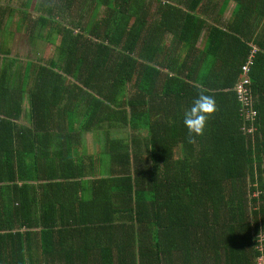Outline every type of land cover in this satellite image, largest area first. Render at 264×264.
Masks as SVG:
<instances>
[{"label": "trees", "instance_id": "16d2710c", "mask_svg": "<svg viewBox=\"0 0 264 264\" xmlns=\"http://www.w3.org/2000/svg\"><path fill=\"white\" fill-rule=\"evenodd\" d=\"M202 1L34 5L28 35L56 55L1 52L0 264H262L264 0H236L210 28L203 53L226 64L205 72L187 62ZM250 59L252 124L236 91ZM200 92L215 111L189 135Z\"/></svg>", "mask_w": 264, "mask_h": 264}, {"label": "rangeland", "instance_id": "374dc122", "mask_svg": "<svg viewBox=\"0 0 264 264\" xmlns=\"http://www.w3.org/2000/svg\"><path fill=\"white\" fill-rule=\"evenodd\" d=\"M25 2H31V5L33 6L30 9L29 14L26 15L27 17L23 20L24 13L20 10L25 9ZM37 2H39V0H0L1 7L5 9L6 7L9 9L11 8L12 10L11 18L10 14H8L2 26V31L0 32V62L1 52L7 47L11 49L8 58L14 60L17 58H20L22 61L36 58L47 59L56 55L54 50H52L53 46L51 44H47L44 41L37 40L35 37L28 35L29 32L27 31V25L31 19L36 18L35 15L39 12L34 8V5ZM36 5H38V3ZM101 11L100 15L103 13V9ZM19 21L22 23V26L17 33L15 31ZM140 132L144 133L145 131L142 130ZM86 137L88 149L90 151L97 149V147L93 145V137L90 135H86Z\"/></svg>", "mask_w": 264, "mask_h": 264}, {"label": "crops", "instance_id": "0c3cea01", "mask_svg": "<svg viewBox=\"0 0 264 264\" xmlns=\"http://www.w3.org/2000/svg\"><path fill=\"white\" fill-rule=\"evenodd\" d=\"M155 3H157L155 1ZM236 6V0H229V3L225 5V0H203L200 5V10L196 13L199 15L200 19L204 22V29L202 30L200 37L198 39L197 47L198 49L191 53V56L188 58L189 65H194L195 67H199L203 72L210 70L214 71L220 69V67L226 64V61L223 60V54L216 49L212 51H208V53H203L204 47L209 40L210 28L216 27H224L231 20L232 13ZM255 22H259L257 17L255 18ZM167 39L170 41L171 34H167ZM182 52V51H181ZM211 52H216L213 55ZM187 51H183L180 53V59L183 60V57L187 55ZM200 57V58H199ZM228 59V57H227ZM198 74H196L197 76ZM205 75V78L208 76ZM206 80V79H204ZM214 80V79H213ZM198 83V82H197Z\"/></svg>", "mask_w": 264, "mask_h": 264}, {"label": "clouds", "instance_id": "9594fccd", "mask_svg": "<svg viewBox=\"0 0 264 264\" xmlns=\"http://www.w3.org/2000/svg\"><path fill=\"white\" fill-rule=\"evenodd\" d=\"M215 100L213 97L198 93L191 106L183 114V124L189 135H200L206 127L209 116L215 111Z\"/></svg>", "mask_w": 264, "mask_h": 264}, {"label": "built area", "instance_id": "2783aa9c", "mask_svg": "<svg viewBox=\"0 0 264 264\" xmlns=\"http://www.w3.org/2000/svg\"><path fill=\"white\" fill-rule=\"evenodd\" d=\"M251 64V59L242 67V75L236 85V91L238 95L239 102L241 103L240 114L245 118L247 122L251 124L254 122L257 116V110L253 104V96L250 89V78L248 75L249 66ZM253 125L248 127H243L246 131H252ZM259 263L264 264V253H262L258 259Z\"/></svg>", "mask_w": 264, "mask_h": 264}]
</instances>
